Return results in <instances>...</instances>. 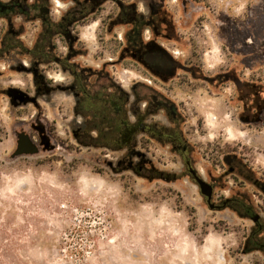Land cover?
<instances>
[{
    "label": "rangeland",
    "instance_id": "rangeland-1",
    "mask_svg": "<svg viewBox=\"0 0 264 264\" xmlns=\"http://www.w3.org/2000/svg\"><path fill=\"white\" fill-rule=\"evenodd\" d=\"M123 1L149 12L150 0ZM165 11L176 31L157 41L199 79L182 68L153 78L122 59L127 28L109 34L96 24L72 58L77 79L54 62L35 79L34 61L50 52L37 46L40 23L18 18L14 30L24 31L11 37L0 20V264H264V231L241 206L211 210L178 151L187 145L193 169L217 181L215 205L235 198L264 223V0H166ZM55 42L50 56L63 57L66 43ZM121 91L129 123L145 129L130 147L91 130L86 102ZM152 91L177 119L151 113ZM227 152L240 163L234 175Z\"/></svg>",
    "mask_w": 264,
    "mask_h": 264
},
{
    "label": "flooded vegetation",
    "instance_id": "flooded-vegetation-1",
    "mask_svg": "<svg viewBox=\"0 0 264 264\" xmlns=\"http://www.w3.org/2000/svg\"><path fill=\"white\" fill-rule=\"evenodd\" d=\"M109 3H112V12L103 17L105 8ZM148 8V14L144 15L139 11V4H128L123 0H0V20L6 23L5 28L11 37H18L24 31L23 24L20 29L14 30V22L18 18L24 19L27 23L37 21L40 23L39 33L41 37L38 39L37 46H45L50 49V52L39 55L37 60L34 61L35 68L32 72L35 79H44L45 75L39 72L38 67L51 62L57 64L64 73L71 74L77 79V69L71 61L73 56L77 55L78 46H85L86 44L84 32H88L95 24L101 26V29L109 34H118L119 29L124 30V28H127L125 35L119 36L117 44L118 47H122V59L124 60L127 56L137 65L143 67L153 78L159 81H169L176 77L177 71L181 68L193 78H198L199 74L195 68L190 69L182 66L179 58L157 41L159 38L171 39L176 31L173 20L165 11L166 0H159L158 3L150 0ZM95 20H98V22L95 23ZM148 29L152 32L153 38H145L144 35L149 31ZM56 36L64 40L67 51L63 57L52 58L50 55L57 48V43H53ZM1 44L4 46L6 43L2 41ZM223 78L228 81L232 79V76L225 75ZM206 81V79L203 80V82ZM152 93L150 99L153 111L151 113H154L155 110L164 109L174 120L179 117L177 107L174 104L155 91H152ZM143 99V97H139L138 101L141 102ZM137 125V133L145 132V129L141 127V122ZM153 135L156 137L154 133ZM176 140L172 138L168 140V143L173 144ZM178 151L184 155L183 160L186 162L189 174L191 170L195 171L192 164V154H190L192 152L188 150V146L185 145L182 149L178 148ZM231 156L232 152H227L226 157H224V163H226L229 170L228 175H234L240 167L237 158ZM216 183L215 179H212L209 183L213 187V195ZM257 184L255 182V185ZM261 191L264 196V188H261ZM211 203H213V197ZM242 205L235 198H225L222 199L220 205H215V207L236 209L237 206H241V208H245V217L251 219L254 225L259 227V232H263L264 223H261L259 215H255L250 207ZM255 236L256 234L251 235L249 243L256 242ZM256 248L264 251V244H260Z\"/></svg>",
    "mask_w": 264,
    "mask_h": 264
},
{
    "label": "trees",
    "instance_id": "trees-1",
    "mask_svg": "<svg viewBox=\"0 0 264 264\" xmlns=\"http://www.w3.org/2000/svg\"><path fill=\"white\" fill-rule=\"evenodd\" d=\"M107 96L109 99L100 100V97L97 96L88 97L86 100L88 105L95 111L93 113L95 126L91 130L98 132L99 136L116 134L119 138L118 141L124 143L123 146H133L134 143L131 140L133 135L138 132V125L130 124L128 121L129 95L121 91L118 100H113L114 95L112 94Z\"/></svg>",
    "mask_w": 264,
    "mask_h": 264
},
{
    "label": "water",
    "instance_id": "water-1",
    "mask_svg": "<svg viewBox=\"0 0 264 264\" xmlns=\"http://www.w3.org/2000/svg\"><path fill=\"white\" fill-rule=\"evenodd\" d=\"M22 147L24 148V150H26L27 152H32V147L29 145L28 140L26 139H22L21 142ZM190 175L192 177V179L195 181V183L197 184V186L200 189L201 194L207 198V204L209 206V208L211 210H220V207H215V205L213 203H211L212 197H213V187L207 183L204 179H202L196 171L191 170L190 171Z\"/></svg>",
    "mask_w": 264,
    "mask_h": 264
}]
</instances>
